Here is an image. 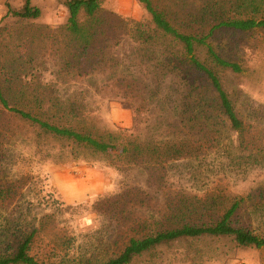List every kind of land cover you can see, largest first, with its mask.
I'll use <instances>...</instances> for the list:
<instances>
[{"label": "rangeland", "instance_id": "obj_1", "mask_svg": "<svg viewBox=\"0 0 264 264\" xmlns=\"http://www.w3.org/2000/svg\"><path fill=\"white\" fill-rule=\"evenodd\" d=\"M63 1L31 0L41 16L27 21L5 18L8 2L19 9L25 0H0V66H10L17 57L22 77L9 94L12 101L51 122L95 134L125 130L147 137L155 133L159 144L168 142L172 133L180 134L184 127L175 105L185 85L181 66L174 71L168 66L159 69L168 55H160L163 47L122 41L118 27L119 17L149 22L144 5L139 0L104 1L110 28L103 30L95 49L103 57L97 55L92 71H86L84 64L64 69L69 55L59 30L68 18ZM178 1L193 9V27L203 34L212 25L217 4L228 2ZM154 2L160 7L172 5L171 0ZM210 41L221 55L244 69L240 74L217 71L249 128L252 152L238 148L237 133L225 127L222 145L200 150L199 158L206 159L169 158V172L160 185L155 172L145 165L130 166L114 155L96 154L53 137L0 104V185L10 182L19 187L18 195L0 203L1 249L43 225L31 253L46 264L68 251L76 260L105 257L117 247L114 241L121 243L125 234H134L125 227L131 219L148 217L154 222L163 217L166 198L189 202L212 194L225 203L244 197L235 221L264 235V191L260 196L264 187V31L215 32ZM199 55L205 58L203 50ZM28 80L27 90L24 81ZM194 99L208 106L213 96L204 91ZM166 116L176 124L169 126ZM133 264H264V248L236 247L225 238L184 239L159 246Z\"/></svg>", "mask_w": 264, "mask_h": 264}, {"label": "trees", "instance_id": "obj_2", "mask_svg": "<svg viewBox=\"0 0 264 264\" xmlns=\"http://www.w3.org/2000/svg\"><path fill=\"white\" fill-rule=\"evenodd\" d=\"M104 1H63L68 11V18L59 30L69 55L64 61V69L69 70L74 64L79 67L84 64L87 67L86 71L89 69L92 71L95 62L99 60L97 55L103 57L102 54H96L95 49L100 37L105 33L103 30L110 28L107 12L103 6ZM139 2L144 5L150 20L144 23L115 17L118 18L122 41L127 40L146 46H162L164 50L159 51L160 55H168L158 64L159 69L168 66L174 71L181 66L185 85L183 96L175 105V109L180 110L177 114L178 122L184 127L180 129V134L172 133L168 142L161 140L159 144L155 142V133L147 137L143 132L141 135H133L125 130L119 133L95 134L92 130L46 120L12 101L9 95L14 92V83L22 78L17 57L10 66H0L1 106L28 123L38 126L43 132L66 140L77 147L96 154L114 155L121 160L124 159L130 166L145 165L155 172L153 173L156 176L155 182L160 185L166 181L168 165L172 162L169 158L178 160L183 156H191V160L206 159L199 158L200 150L222 145L220 142L223 141L225 127L229 129V133H237L238 148L252 152L255 147L251 148L253 143L247 137L249 128L239 116L217 71L219 68L240 74L244 69L238 62L221 55L210 38L215 32L264 31V0H228L224 4L218 3L215 13H212V25L207 27L205 34L202 33L203 31H196L193 27L196 22L191 12L193 9H187V5H181L178 0H171L172 5L167 7H160L154 0H139ZM6 6L5 18L13 17L28 21L41 16V9L33 5L31 0H25L19 9L14 8L9 2ZM2 29L0 28V47ZM122 41L117 43L121 44ZM200 50L205 52V58L199 55ZM100 52H104V49ZM164 74L166 76L167 72L165 71ZM28 83L29 80L24 81L27 90ZM204 91H208L213 96L208 106H203L201 100L194 99L195 94L201 97ZM165 118L169 126H173L175 122L168 116ZM202 119L204 121L201 122ZM226 139L233 142L231 137ZM261 188L260 196L264 191V187ZM17 189L19 187L10 182L0 185V203L13 198V195H18ZM207 196L206 200L196 197L194 201L189 202L182 197L166 198L163 217L154 222L148 217L131 219L125 227L134 234H125L121 243L114 241L113 245L117 247L105 257L97 259L94 256L81 257L82 259L76 260L68 251L60 255L58 261L49 264H133L138 258L151 253L159 246L203 237L225 238L236 247L264 248V235L235 221L244 197L231 198L225 203L219 195ZM39 226H34L28 234L10 243L6 248L0 247V264H46L31 253L35 238L41 233L42 227Z\"/></svg>", "mask_w": 264, "mask_h": 264}]
</instances>
